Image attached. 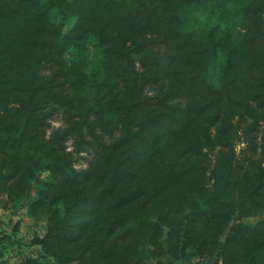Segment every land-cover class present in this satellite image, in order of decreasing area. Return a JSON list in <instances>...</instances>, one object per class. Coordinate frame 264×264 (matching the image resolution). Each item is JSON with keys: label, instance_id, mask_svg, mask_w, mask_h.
I'll return each instance as SVG.
<instances>
[{"label": "trees", "instance_id": "16d2710c", "mask_svg": "<svg viewBox=\"0 0 264 264\" xmlns=\"http://www.w3.org/2000/svg\"><path fill=\"white\" fill-rule=\"evenodd\" d=\"M260 127L264 0H0V205L45 222L23 264H264Z\"/></svg>", "mask_w": 264, "mask_h": 264}, {"label": "rangeland", "instance_id": "374dc122", "mask_svg": "<svg viewBox=\"0 0 264 264\" xmlns=\"http://www.w3.org/2000/svg\"><path fill=\"white\" fill-rule=\"evenodd\" d=\"M51 18L57 22L61 23L63 26V32L65 34L69 33L71 28L74 26L77 18H63L58 9H54L51 13ZM63 123V119L61 116L56 117L51 121V126L49 128V132L56 127H59ZM264 130V127H260L258 132L260 134ZM256 132V134H258ZM255 134V135H256ZM239 142L236 147L237 153L245 147V143L241 142L242 139H249L246 134L241 132L239 135ZM251 137V136H250ZM68 150L72 152L73 159L75 160V164L78 168L85 167L87 165L88 160H90L93 156L91 152H81L78 153L75 149L74 141L69 140L68 142ZM44 176V175H43ZM46 177V175H45ZM236 218V217H235ZM256 218L252 219H244V222L253 223ZM17 227L15 233H13V228ZM45 232V222L44 221H36L27 216L26 209L23 207V204L15 205L11 203L7 208L2 207L0 205V236H9V241L4 242L5 247V258L8 260L9 264H23L24 258L28 255H40L41 250L37 245H32L31 242L36 235H41ZM229 235V229L225 232L220 245L222 246L224 242L227 240ZM166 236L164 237V239ZM164 245L166 246V242L164 241ZM151 250V248H149ZM169 258L164 259H151L149 264H154L157 261H163ZM217 257L213 259H204L199 260L197 258L188 257L187 260L180 261L182 264H217ZM46 262V260H45Z\"/></svg>", "mask_w": 264, "mask_h": 264}]
</instances>
